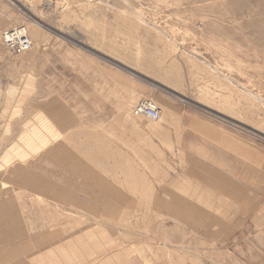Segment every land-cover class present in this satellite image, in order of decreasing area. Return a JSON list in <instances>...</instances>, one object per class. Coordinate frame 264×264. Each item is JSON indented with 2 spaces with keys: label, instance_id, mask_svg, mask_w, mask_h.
Instances as JSON below:
<instances>
[{
  "label": "rangeland",
  "instance_id": "rangeland-1",
  "mask_svg": "<svg viewBox=\"0 0 264 264\" xmlns=\"http://www.w3.org/2000/svg\"><path fill=\"white\" fill-rule=\"evenodd\" d=\"M0 13V264H264V0Z\"/></svg>",
  "mask_w": 264,
  "mask_h": 264
},
{
  "label": "built area",
  "instance_id": "built-area-1",
  "mask_svg": "<svg viewBox=\"0 0 264 264\" xmlns=\"http://www.w3.org/2000/svg\"><path fill=\"white\" fill-rule=\"evenodd\" d=\"M2 41L4 47L16 56L29 53L34 48L31 35L25 26L5 30L2 33ZM135 113L155 121L160 120L162 117L161 109L152 100L139 102L135 107Z\"/></svg>",
  "mask_w": 264,
  "mask_h": 264
},
{
  "label": "crops",
  "instance_id": "crops-1",
  "mask_svg": "<svg viewBox=\"0 0 264 264\" xmlns=\"http://www.w3.org/2000/svg\"><path fill=\"white\" fill-rule=\"evenodd\" d=\"M1 16H3L0 13V18H2ZM1 20V19H0ZM1 24H3V21H0V26H2ZM1 29V27H0ZM11 54H9V52L7 53L5 51V48L3 45H1L0 43V99L3 98L5 96V90H6V76L4 74L5 68L7 66V64L11 63L10 60H12ZM10 87V86H9Z\"/></svg>",
  "mask_w": 264,
  "mask_h": 264
},
{
  "label": "bare ground",
  "instance_id": "bare-ground-1",
  "mask_svg": "<svg viewBox=\"0 0 264 264\" xmlns=\"http://www.w3.org/2000/svg\"><path fill=\"white\" fill-rule=\"evenodd\" d=\"M3 42V41H2Z\"/></svg>",
  "mask_w": 264,
  "mask_h": 264
}]
</instances>
